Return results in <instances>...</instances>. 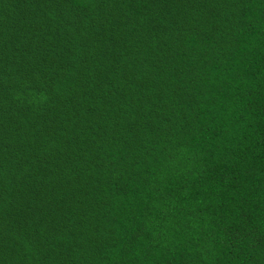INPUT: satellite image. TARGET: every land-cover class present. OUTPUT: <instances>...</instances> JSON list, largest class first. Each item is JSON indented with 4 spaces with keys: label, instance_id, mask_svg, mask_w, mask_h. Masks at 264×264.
Wrapping results in <instances>:
<instances>
[{
    "label": "trees",
    "instance_id": "trees-1",
    "mask_svg": "<svg viewBox=\"0 0 264 264\" xmlns=\"http://www.w3.org/2000/svg\"><path fill=\"white\" fill-rule=\"evenodd\" d=\"M0 264H264V0H0Z\"/></svg>",
    "mask_w": 264,
    "mask_h": 264
}]
</instances>
